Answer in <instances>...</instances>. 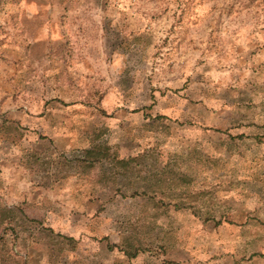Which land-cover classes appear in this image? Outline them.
I'll return each mask as SVG.
<instances>
[{
	"label": "rangeland",
	"instance_id": "1",
	"mask_svg": "<svg viewBox=\"0 0 264 264\" xmlns=\"http://www.w3.org/2000/svg\"><path fill=\"white\" fill-rule=\"evenodd\" d=\"M240 128L264 136V0H0V203L54 229L40 264H254L222 247ZM39 176L61 200H19ZM6 220L0 264H37Z\"/></svg>",
	"mask_w": 264,
	"mask_h": 264
},
{
	"label": "crops",
	"instance_id": "2",
	"mask_svg": "<svg viewBox=\"0 0 264 264\" xmlns=\"http://www.w3.org/2000/svg\"><path fill=\"white\" fill-rule=\"evenodd\" d=\"M256 133L247 128L235 129L233 132H227L222 141V247L225 253L229 249L230 254L235 257L238 250L244 248L249 261L264 264V136L258 137ZM136 153L139 160H143L141 150H137ZM61 180L64 178L57 177L52 181L45 176L36 177L32 181L29 179V182L24 178L18 179L16 191L18 197L21 195L19 200H23L25 195L26 200H31L37 205L39 200L44 201V198L52 194L51 189L46 188L50 183L56 184L59 195ZM6 183L7 180L0 177V185ZM3 190L1 187L0 191ZM62 192L69 196L76 193L66 188ZM60 197L59 195V199ZM8 209L11 210L10 215L12 212L16 218L14 225L6 215L9 213ZM0 210H5L10 227H17L10 229L15 232L14 241L20 240L23 243L26 241L28 259L33 255L37 264H40L44 258L40 256L41 250L48 249L49 242L53 238L56 239L52 232L54 229L48 224L40 225L36 215L28 217L22 209L12 205L0 203ZM42 211L37 214L39 217H50V214H45L48 211L44 209ZM1 217L2 212L0 225H4L7 218L2 220ZM43 222L45 223V220ZM238 257L240 255H237L236 259Z\"/></svg>",
	"mask_w": 264,
	"mask_h": 264
},
{
	"label": "trees",
	"instance_id": "3",
	"mask_svg": "<svg viewBox=\"0 0 264 264\" xmlns=\"http://www.w3.org/2000/svg\"><path fill=\"white\" fill-rule=\"evenodd\" d=\"M100 151H102L101 146L94 144V145L90 146V148L85 150V154H86L87 159L89 161H94L96 159V157L98 156V153Z\"/></svg>",
	"mask_w": 264,
	"mask_h": 264
}]
</instances>
